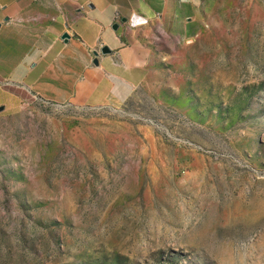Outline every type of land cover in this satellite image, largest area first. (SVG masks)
Here are the masks:
<instances>
[{
  "label": "rangeland",
  "instance_id": "rangeland-1",
  "mask_svg": "<svg viewBox=\"0 0 264 264\" xmlns=\"http://www.w3.org/2000/svg\"><path fill=\"white\" fill-rule=\"evenodd\" d=\"M3 89L0 264H264V0L125 104Z\"/></svg>",
  "mask_w": 264,
  "mask_h": 264
},
{
  "label": "crops",
  "instance_id": "crops-1",
  "mask_svg": "<svg viewBox=\"0 0 264 264\" xmlns=\"http://www.w3.org/2000/svg\"><path fill=\"white\" fill-rule=\"evenodd\" d=\"M261 1L0 0V94L10 84L56 105L125 104L156 55L243 22Z\"/></svg>",
  "mask_w": 264,
  "mask_h": 264
},
{
  "label": "water",
  "instance_id": "water-1",
  "mask_svg": "<svg viewBox=\"0 0 264 264\" xmlns=\"http://www.w3.org/2000/svg\"><path fill=\"white\" fill-rule=\"evenodd\" d=\"M64 40H66V38H65ZM102 53H103V54H110L111 51H110L108 48H104V49L102 50ZM95 56H98V54L96 53ZM3 110H4V107H0V113H1Z\"/></svg>",
  "mask_w": 264,
  "mask_h": 264
},
{
  "label": "built area",
  "instance_id": "built-area-1",
  "mask_svg": "<svg viewBox=\"0 0 264 264\" xmlns=\"http://www.w3.org/2000/svg\"><path fill=\"white\" fill-rule=\"evenodd\" d=\"M101 53H102V50H101ZM103 54V53H102ZM103 55H108V54H103Z\"/></svg>",
  "mask_w": 264,
  "mask_h": 264
}]
</instances>
